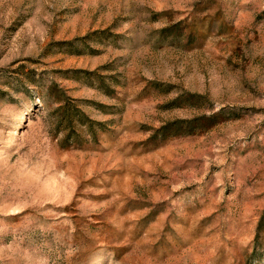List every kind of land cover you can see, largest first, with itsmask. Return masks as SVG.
Here are the masks:
<instances>
[{"label": "rangeland", "instance_id": "374dc122", "mask_svg": "<svg viewBox=\"0 0 264 264\" xmlns=\"http://www.w3.org/2000/svg\"><path fill=\"white\" fill-rule=\"evenodd\" d=\"M0 264H264V0H0Z\"/></svg>", "mask_w": 264, "mask_h": 264}, {"label": "trees", "instance_id": "16d2710c", "mask_svg": "<svg viewBox=\"0 0 264 264\" xmlns=\"http://www.w3.org/2000/svg\"><path fill=\"white\" fill-rule=\"evenodd\" d=\"M61 113L57 118V122L59 125H64L65 129L69 132V133H75V126L78 124L79 126L82 125V123H86L85 125H87V130L91 131L90 132V136L93 135V131H92V124L87 118L86 116L80 112L77 109H74V111H63V109H60ZM76 140L78 139L77 136ZM93 137V136H92Z\"/></svg>", "mask_w": 264, "mask_h": 264}]
</instances>
